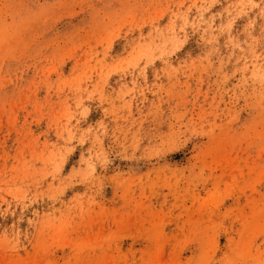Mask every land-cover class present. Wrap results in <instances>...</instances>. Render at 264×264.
<instances>
[{
    "label": "rangeland",
    "instance_id": "rangeland-1",
    "mask_svg": "<svg viewBox=\"0 0 264 264\" xmlns=\"http://www.w3.org/2000/svg\"><path fill=\"white\" fill-rule=\"evenodd\" d=\"M0 264H264V0H0Z\"/></svg>",
    "mask_w": 264,
    "mask_h": 264
}]
</instances>
